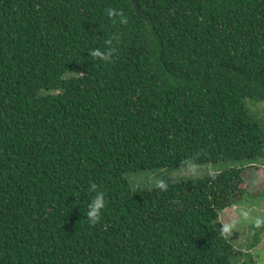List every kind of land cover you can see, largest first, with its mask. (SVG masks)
Instances as JSON below:
<instances>
[{
  "label": "trees",
  "instance_id": "16d2710c",
  "mask_svg": "<svg viewBox=\"0 0 264 264\" xmlns=\"http://www.w3.org/2000/svg\"><path fill=\"white\" fill-rule=\"evenodd\" d=\"M246 99L264 0H0V264H235L219 214L264 157ZM220 161L163 189L125 176Z\"/></svg>",
  "mask_w": 264,
  "mask_h": 264
},
{
  "label": "rangeland",
  "instance_id": "374dc122",
  "mask_svg": "<svg viewBox=\"0 0 264 264\" xmlns=\"http://www.w3.org/2000/svg\"><path fill=\"white\" fill-rule=\"evenodd\" d=\"M245 103L249 112L261 123L264 130V101L246 99ZM252 164H254L252 167H246L241 172L245 190L242 199L219 214L222 226H231L230 231L224 234L236 250L235 264H264V157L258 158ZM232 165L241 166L239 163H232ZM228 166L229 163L220 161L144 170L127 173L125 176L132 186L154 188L160 183L166 185L204 177ZM257 221L260 223L258 224Z\"/></svg>",
  "mask_w": 264,
  "mask_h": 264
},
{
  "label": "clouds",
  "instance_id": "9594fccd",
  "mask_svg": "<svg viewBox=\"0 0 264 264\" xmlns=\"http://www.w3.org/2000/svg\"><path fill=\"white\" fill-rule=\"evenodd\" d=\"M109 15H115V13H113L112 11H109ZM91 55L93 57H96V58H100L101 60H107L108 57H109V54L107 52H102L100 50H97V51H93L91 53ZM194 171V170H192ZM161 189H163L165 187V185L163 183H160L158 185ZM91 190L92 191H96V184H92L91 186ZM87 208H88V211H87V217L89 219V222L92 223V224H95L97 223L100 218H101V210L104 208V195L103 193H97L94 197V199L91 200V203H89L87 205ZM257 223L259 224L260 221H257ZM230 225H225L223 228H222V232L223 233H228L230 231Z\"/></svg>",
  "mask_w": 264,
  "mask_h": 264
}]
</instances>
